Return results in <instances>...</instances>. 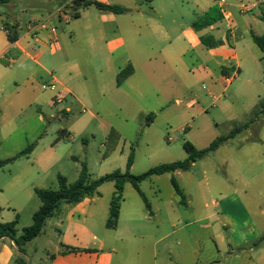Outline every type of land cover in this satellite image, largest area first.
I'll return each mask as SVG.
<instances>
[{
    "label": "rangeland",
    "instance_id": "obj_1",
    "mask_svg": "<svg viewBox=\"0 0 264 264\" xmlns=\"http://www.w3.org/2000/svg\"><path fill=\"white\" fill-rule=\"evenodd\" d=\"M70 1L38 0L31 4L26 0H13V6L0 7L2 22L7 24L17 21L22 33L30 22L44 21L56 30L59 51L54 55L49 51L41 60L47 69V73L41 72L44 78L42 84L47 87L52 81L51 74H54L74 92V95L64 96L60 95L59 85L54 92L44 90L41 86L35 93L48 99L44 106L34 103L22 111L19 108L7 109L11 117L16 115L18 130L14 138L17 137L23 146H29L27 133L35 132L37 139L31 144H36L37 151L32 159L49 149L51 151L52 166L44 182V189L57 190L59 175L67 178L70 184L75 183L84 163L88 166L91 180L116 170L126 172L132 150L135 157L130 172L133 175H141L160 164L185 160V142H191L199 150L208 148L217 138L227 136L237 127L248 124L260 101L264 100V53L253 42L250 27L246 24V19H252L259 10L244 16L238 8L232 9V24L236 27L232 42L239 55L241 71L236 75L232 72L228 77L231 79L229 84L208 81L204 70L199 69L203 60L190 59L195 58L194 51H190L186 68L181 63H169L164 72L149 73V79L158 82L159 86L152 82V91L140 98L132 94L129 82L124 80L119 84L117 76L109 69L108 62L117 54L110 51L106 43L114 38L115 24H106L107 39H100L97 26L101 19L99 10L96 7L89 8L87 12L83 9L80 12L85 11V16L75 18L73 12L66 8L67 5L60 7L62 3ZM139 3L148 12L152 7L164 10L159 21L168 30L177 28L174 34H178L183 25L194 24L201 16V10L191 0H139ZM51 13L53 15L47 19ZM256 19L260 22L253 23V32L261 35L264 33V23L261 18ZM174 21L177 24H173ZM86 25H92V28L86 34H81ZM227 25L225 21L219 23L222 29H226ZM208 32L213 33L211 30ZM145 33L142 31L143 37ZM124 37L129 45L132 38L135 39L129 32H125ZM165 46L167 43L159 44L160 48ZM188 61L190 63L187 66ZM176 66L179 72L174 70ZM14 87L19 90L23 88V83L17 82ZM156 91L160 96H157ZM54 94H59L63 103L53 104L51 96ZM161 100L166 101L162 104ZM68 107L71 108L69 112L65 111ZM151 114L155 118L149 124L148 116ZM65 129L69 135L63 134ZM4 143L6 147L10 146V140ZM14 154L17 156L18 153ZM30 163L23 157L6 165L5 170L20 171ZM176 179L186 193V205L182 207L177 204L169 178L162 177L155 183L147 180L142 185V191L151 202L153 212H158L157 218L149 216L134 187L127 185L125 198L130 206L128 210L135 197L141 203V209L150 217V221L144 224L154 227L152 234L136 240L146 248L147 264L149 259L154 264L156 254L159 264H162L168 251L173 252L175 260L178 253L193 252L195 246L187 235L191 228L204 234L206 240L201 241L199 247L200 252L205 250L207 254L214 251V242L207 239L211 229L239 241L248 232L241 222L247 215L242 203L258 221L264 219L260 213L264 210V115ZM114 191L113 183H106L99 189L100 195L95 196L98 199L93 209L101 214L95 215L91 221L95 224L97 222L94 227L97 238H105L109 246L114 241L115 232L107 228L106 221L103 225L100 219L109 213ZM177 199L181 201V198ZM41 203L35 194L30 205L22 208L19 214V235L33 224L31 210L34 205ZM78 205L63 204L60 209L67 214ZM178 205L184 212L183 216L178 217L173 213L171 207ZM6 213L5 218L16 214L13 208ZM76 216H81V213H76ZM108 218L109 214L107 221ZM56 219H48L39 238L25 246L26 254L23 253L21 257L26 264H50L51 255L59 246L60 235L53 228ZM231 219L238 223L232 226L228 221ZM173 221L178 227L176 233L172 232ZM190 224L191 228L188 226L187 229ZM167 233L171 234L167 240L158 241L160 236ZM109 250L112 249L109 247ZM131 250L125 256L129 261L127 264H139L140 257L133 247ZM120 261L117 259V263L120 264Z\"/></svg>",
    "mask_w": 264,
    "mask_h": 264
},
{
    "label": "crops",
    "instance_id": "obj_2",
    "mask_svg": "<svg viewBox=\"0 0 264 264\" xmlns=\"http://www.w3.org/2000/svg\"><path fill=\"white\" fill-rule=\"evenodd\" d=\"M37 1L38 0H26V2L31 4ZM72 1L73 0L62 3L60 7L69 5ZM94 1L107 5L121 6L127 10L124 14H115L110 11L98 9L101 17L100 22L97 23L98 35L100 39H107L108 35L106 34L107 31L105 25L108 23L115 24L113 31L114 38L112 37L106 43L110 51L117 54V57L113 58L111 62H108L109 69L111 71L113 70V73L117 76L118 80L119 73L124 68L131 65L134 72L126 78L125 82H129L128 84L132 90V94L138 95L140 98L145 97L146 94H149L152 91L151 85H153L152 82L155 81L149 79V73L152 74L153 71H159L160 73L164 72L169 63H181L186 68V61L188 60L187 56L190 51H194L195 57L190 59L196 61L200 59L203 60L200 66L201 68L199 69L204 70V74H206L205 76H207L206 78L208 81H219L223 85L229 84L231 79L228 77L232 72L233 75H236L241 71L239 55L232 42L236 34V27L232 24L234 22L232 9L235 7L238 8L239 12L244 16L255 14L256 11L259 10L252 19L249 17L246 19V24L250 27L251 37L253 23L260 22L256 18H261V22L264 23V0L257 8L251 10H243L241 6L242 4L252 3L253 0H228L230 3L229 10L232 18L230 21L225 19L220 21L227 22L228 25L226 29H222L219 26L220 22L201 31L195 30L194 26H192L193 24H191L189 26L183 25L178 34L173 33L175 30L178 31L177 28H171L168 30L159 21V19L162 18V12L164 11L160 8L152 7L150 12L145 11L139 3V0ZM191 1H193V3L201 10V16L214 7L218 8L215 0ZM13 4L14 2L12 0V2L6 5H0V7H11ZM89 8L85 9L86 12ZM84 12H80L79 18L85 16ZM52 15V13L49 14L47 19H50ZM6 23L17 25L19 27L20 38L15 43L10 42L7 31L2 28V25L5 23L0 19V158L2 160L14 158L16 157V154L14 153L19 154L28 147L23 146L17 137L14 138V135L18 130L16 123L17 118L16 115L11 117L7 112V109L19 108L20 111H22L31 107L34 103L39 106H44L48 103V99H43L40 94L38 95L35 93L37 88H40L41 86L44 90L49 89L45 88L44 83L42 84L44 78L41 76V72L47 73V69L43 66L41 60L45 53L50 51L51 54L54 55L59 51L57 32L52 33L50 30L43 31L38 35V38H36L29 32L28 24L25 32L22 33L21 26L17 21ZM173 24H177V21H174ZM91 28L92 25H86L81 31V34H86ZM209 30L213 33L208 32ZM142 31H146L145 37L142 36ZM125 32H129L132 37L133 35L135 37V39L132 38L133 41L130 45L124 37ZM202 37H208L209 43L219 42V44L214 45L213 47H206L202 43ZM54 38L57 39L56 44L53 43ZM161 42L167 43V46L160 48L159 44ZM204 62L207 64L204 65ZM189 63L190 62L188 61L187 66ZM224 69L227 70L224 72ZM174 70L179 72L178 66H176ZM139 73H141V75ZM51 75L52 81L48 84L51 85L55 82L57 86L59 85L61 87L60 95H74L73 90L67 84L58 80L54 74ZM17 82H22L23 88H18L19 90H16L14 84ZM155 84L159 86L158 82H155ZM129 95L131 96V94ZM157 96H160L158 92ZM54 97H56V94L51 96V100L53 104L56 105L57 103H55ZM164 99L167 100L168 98L164 97ZM214 99L216 98L214 97ZM166 100H161V103L163 104ZM65 111L69 112L71 111V108L68 107ZM153 122L154 120L148 123L152 124ZM26 127L27 126L24 128ZM63 134L69 135L68 130L65 129ZM36 137L37 136L33 131L30 134L27 133V144L29 143L30 146L32 141H36ZM8 140H10V146L6 147L4 141L7 142ZM49 150L38 158L32 159V156L36 155V147L32 154L24 156L31 161V163L20 171L8 170L7 172L5 167L0 170V208L2 209L0 222L6 223L14 221L19 217L22 208L30 205L33 201L36 189L45 188L44 182L49 176L50 168L52 166V156L50 153L51 151ZM180 174H182V171H176L170 174L154 176L150 180L155 183L162 177H166L170 179L172 184V180L175 179L182 189L176 179ZM143 183L141 184V190ZM126 191L127 186L125 188V193ZM137 194L141 200L140 202H142V206L146 209L144 200L138 192ZM178 197L179 196L175 192L177 204H180L181 207L183 205L185 206L186 204H182L180 199L178 201ZM97 199L98 198L96 197L84 199V201L79 203L77 207L68 211L67 214L60 209V211L54 216L57 217V219L56 222L53 223V228L59 232L60 236L58 240L59 246L51 255L50 264H119L117 263V259L118 262L121 259L120 264H127L129 261L125 256L132 251V247L135 249L137 256L141 259L139 264H147L146 248L142 243L136 242V240L144 239L147 234H152L154 227L146 226L144 222H149L150 217L152 216L157 218L158 212L154 213L152 206L151 214L147 211L150 216L148 218L141 209V203L137 201L135 197H133V201L130 203L132 207L128 210L130 206L128 205L124 194V202L121 206L120 218L116 228L112 230L115 232V236L113 237L114 241H112V245L109 246L107 245L105 238H103V240L97 238L94 231L97 222L96 224L91 222L95 215L98 216L101 214V212L93 209V204ZM180 206L171 207L173 213L178 217L183 216L184 213ZM242 206L247 215L241 222L244 225V229L248 232L245 233L239 241H234L217 230L211 229L208 231L209 234L207 235V239H211L214 242V251L211 250L208 254L205 253V250L200 252L199 245L201 244V241H205L206 239L204 238L203 233L191 228L190 224L187 225L186 228L188 229V226L191 228V232H187V235L193 242L192 245L195 246L193 252L188 254L178 253L177 259L175 260L173 252L168 251V253H165L164 255V261H162V264L167 262L169 264H264V219L258 221L251 211L248 210L247 206L243 203ZM40 207L41 205L37 204L33 206L31 210L33 216ZM12 208L16 214L13 217L8 216V218H5L7 217L6 212ZM76 213H81V216H76ZM260 213L264 215V210ZM108 214L109 213L107 212L106 216H102L100 219V222H102L103 225L105 221L107 222ZM176 221H179V219ZM228 221L232 226L238 223L235 219ZM173 222L172 227L174 230L172 232L176 233L178 232V227L175 221ZM205 227L209 228V226ZM18 236H20L19 229ZM170 236L171 234L169 233L162 235L158 238V241L164 242ZM127 242L131 248L127 245ZM25 246H23V252L14 240L9 238L0 239V264H26L21 257L23 253L26 254L24 249ZM65 247H74L82 250V252L63 254ZM109 247L112 250H109ZM122 257H124V259ZM153 260L154 264H159L158 254H156ZM149 264H151V259H149Z\"/></svg>",
    "mask_w": 264,
    "mask_h": 264
},
{
    "label": "trees",
    "instance_id": "obj_3",
    "mask_svg": "<svg viewBox=\"0 0 264 264\" xmlns=\"http://www.w3.org/2000/svg\"><path fill=\"white\" fill-rule=\"evenodd\" d=\"M12 2V0H0V5H6ZM95 6L99 10L110 11L115 14H124L126 13V9L117 6V5H107L94 0H73L67 8L73 12V17L79 18L80 11L83 9H87L89 7ZM223 20V16L220 10L217 7L210 9L208 12L199 17V19L193 24L195 30L201 31L210 26L215 25L216 23ZM2 28L7 31L8 39L10 42L15 43L20 38V31L17 25H11L9 23L3 24ZM208 37H202V43L206 47H213L214 45H218L219 42L209 43ZM252 40L253 42L261 49L264 53V34L257 35L252 32ZM227 69H224V72ZM134 69L131 65L124 68L118 75V83H122L126 78L132 75ZM264 115V100H261L259 105L254 111V116L250 120V122L244 126L237 127L234 129L229 135L222 136L217 138L208 148L204 150H199L194 144L191 142H185L184 148L187 153V158L182 161H176L172 163L160 164L156 167L151 168L147 172L141 175H133L130 170L134 165V150L131 151L128 161H127V171L122 172L121 170H116L110 174H106L96 180L90 179V174L88 170V166L86 163L83 164L81 173L79 175L78 180L70 184L62 175L58 176L59 180V188L57 190L53 189H36V194L38 198L41 200L42 204L39 210L33 216V224L30 227L24 229L23 234L18 236V225H19V217H17L14 221L2 223L0 222V239L9 238L14 240L19 246L20 250L23 251V246L27 243L38 238L46 224L48 219L54 217L59 211L63 204H78L82 202L87 197H95L99 196V189L106 183H113L115 187V191L112 197L109 218L107 221V228L115 229L119 218L122 203L124 202V194L125 188L128 184H131L134 189L140 194L142 199L145 202V206L147 211L151 214L152 205L148 198L144 195L141 190V184L147 180H150L154 176H161L164 174L174 173L176 171H189L194 166V164L203 158H205L211 152H214L219 149V147L236 137L237 134L245 130L249 127L250 124L254 123L256 119ZM154 120V115L148 116V122H152ZM1 144V140H0ZM36 147V144H32L28 146L25 150L20 152L16 157L2 160L0 158V170L3 169L6 165L16 161L17 159L29 156L32 154ZM172 185L176 194L181 198V203L186 204V196L183 190L178 185L175 179L172 180ZM2 213V209L0 208V215ZM82 252L74 247H65L63 254H71Z\"/></svg>",
    "mask_w": 264,
    "mask_h": 264
},
{
    "label": "built area",
    "instance_id": "obj_4",
    "mask_svg": "<svg viewBox=\"0 0 264 264\" xmlns=\"http://www.w3.org/2000/svg\"><path fill=\"white\" fill-rule=\"evenodd\" d=\"M216 4L218 5V9L220 10L222 16H223V19L227 20V21H230L231 20V14H230V10H229V6H230V3L228 0H215ZM263 2V0H253L252 3H249V4H242V9L244 10H251V9H254V8H257L261 3ZM67 8V6H66ZM62 14V12H61ZM47 30H50L52 33H55L56 30L54 28H50L48 26L47 23H45L44 21L42 22H30L29 23V32L31 34L34 35V37L38 38V35L43 32V31H47ZM54 44L57 43V39L54 38V41H53ZM45 88H49L51 91H56L57 90V84L54 82L52 83L51 85L45 87ZM54 100H55V103L57 104H60L62 103V99H60V97L58 95H56V97H54Z\"/></svg>",
    "mask_w": 264,
    "mask_h": 264
}]
</instances>
